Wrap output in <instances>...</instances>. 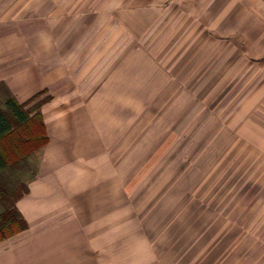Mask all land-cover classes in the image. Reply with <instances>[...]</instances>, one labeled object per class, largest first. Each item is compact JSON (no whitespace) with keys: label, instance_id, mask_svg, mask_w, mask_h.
<instances>
[{"label":"crops","instance_id":"1","mask_svg":"<svg viewBox=\"0 0 264 264\" xmlns=\"http://www.w3.org/2000/svg\"><path fill=\"white\" fill-rule=\"evenodd\" d=\"M27 1L0 0V84L19 104L47 99L40 107L47 144L16 204L28 228L0 242V264H122L126 190L111 164L122 163L123 138L170 83L186 81L175 76L187 75L180 70L190 60L209 52L215 61L219 48L232 60L246 48L252 18L264 23V0ZM238 10L242 24L220 29V16L234 20ZM161 28L170 41L178 35L172 61V47L157 42L167 34ZM261 29L254 39L264 52ZM129 228L132 240L148 242Z\"/></svg>","mask_w":264,"mask_h":264},{"label":"rangeland","instance_id":"2","mask_svg":"<svg viewBox=\"0 0 264 264\" xmlns=\"http://www.w3.org/2000/svg\"><path fill=\"white\" fill-rule=\"evenodd\" d=\"M239 13L221 15L220 29L242 24ZM261 28L252 18V41L232 60L220 48L215 61L209 52L190 60L180 70L187 75L175 76L186 81L170 83L123 138L122 163L111 164L126 190L122 264H264V52L254 39ZM160 31L172 61L178 35L170 41ZM131 225L148 242L132 240Z\"/></svg>","mask_w":264,"mask_h":264},{"label":"trees","instance_id":"3","mask_svg":"<svg viewBox=\"0 0 264 264\" xmlns=\"http://www.w3.org/2000/svg\"><path fill=\"white\" fill-rule=\"evenodd\" d=\"M36 95L19 104L0 84V242L28 228L16 204L39 173V154L47 144Z\"/></svg>","mask_w":264,"mask_h":264}]
</instances>
